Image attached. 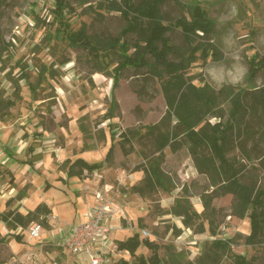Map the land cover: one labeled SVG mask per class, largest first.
Returning <instances> with one entry per match:
<instances>
[{
	"label": "rangeland",
	"instance_id": "1",
	"mask_svg": "<svg viewBox=\"0 0 264 264\" xmlns=\"http://www.w3.org/2000/svg\"><path fill=\"white\" fill-rule=\"evenodd\" d=\"M108 1L66 0L64 19L69 24V33L75 35L84 29V33L93 38L106 40L118 36L127 22L121 12L102 8ZM139 1L133 0L135 4ZM180 1L188 5L198 2L207 11L215 24L210 41L221 55L218 60L198 59L188 74L197 77L196 84L202 79L215 89L232 85L249 91L244 97L243 124L232 135L227 156L236 163L238 177L244 183L264 189V124L255 94L263 85L264 75L258 73L252 84L248 78L249 57L264 56V0ZM53 9L54 0H0V100L13 102L8 109L0 111V150L10 141V151L23 145L19 154H13L23 160L32 158L27 152L29 145L36 146L35 168L24 172L25 168L20 165L11 172L0 164V216L8 209L5 202L24 186L28 197L40 192V183L46 177L47 181H54L60 174L59 165L66 158L73 161L81 156L89 162L102 160L111 144L110 132H115L113 163L103 170L86 174L87 182L81 180V186H78L82 187L80 194L90 192L95 195L107 190L118 224L147 231L148 238L152 237L160 246L161 257H165V247L169 246L173 251H183L189 259L199 254L205 240L214 238L209 234L208 220L202 218L206 231L196 234L170 214V208L176 198L186 196L193 208L201 213V197L209 194L217 237H234L233 253L248 259L255 257L253 264H264V241L254 247L244 244L249 221L247 217L240 219L234 214V195L217 194L209 186L208 177L198 173L186 145L181 144L175 151L164 150L161 168L175 181V189L170 193L159 190L145 196L131 190L133 185L141 184L144 176L137 168L156 154L152 141L146 136L132 138L130 144H125L126 152H123L118 134L152 125L161 119L166 105L160 79L148 67H131L122 71L113 88L110 72L121 61L118 51H111L107 64L102 66L101 57L84 47L69 44L65 32L60 30L62 26L54 19ZM182 14L188 15L173 0H167L160 9L161 23L171 25ZM137 25L139 28L134 33L123 38L129 53L134 52L133 45L139 41L142 31V23ZM164 37L170 45L187 50L179 28L171 27ZM146 58L153 62L150 55ZM168 59L175 60V55L169 54ZM100 69L104 72H98ZM42 71L43 79L39 76ZM112 100L118 107L114 109L112 119H104ZM223 106L225 110L229 107L228 103ZM222 116H209L207 120L212 125L225 122L227 114ZM1 134L7 135L9 142ZM84 142L90 146L89 150L84 149ZM21 203L14 202L10 208L19 210ZM126 207L131 208L129 215ZM64 210H60L63 218L70 221ZM176 228L182 229V233L176 235ZM11 236L0 219V264H67L66 260L68 264H77L73 258L67 259L57 252L56 247H40V244L28 242L16 244L10 240ZM31 246L32 256H25ZM144 251L143 248L139 254ZM129 261L134 264L136 259ZM230 261L229 257L224 258L222 264H230Z\"/></svg>",
	"mask_w": 264,
	"mask_h": 264
},
{
	"label": "trees",
	"instance_id": "2",
	"mask_svg": "<svg viewBox=\"0 0 264 264\" xmlns=\"http://www.w3.org/2000/svg\"><path fill=\"white\" fill-rule=\"evenodd\" d=\"M167 0H141L134 3L133 0H110L102 5V8L112 11H119L127 22V26L115 38L103 40L98 37H89L81 29L75 35L69 33L66 19H64V9L66 0H54V19L58 20L65 32L69 44L81 46L88 49L95 56L102 58V66L107 64V58L111 51H118L121 58L120 63L110 72L113 80L112 87L118 84L119 77L126 68L148 67L150 72L160 79V87L164 96L166 110L161 119L152 124L136 128L135 130L121 131L118 134L119 142L123 152H126L125 144H130L132 138L138 139L149 137L156 154L151 160L140 165L137 171L144 173L140 185H134L132 191L140 196L148 193L163 191L170 193L175 189V181L165 173L161 164L164 160V150H178L182 145H186L191 155L194 166L198 173L205 174L209 179V186L213 187L217 194H233L236 199L234 214L243 219L248 218L249 233L244 237L246 246H258L264 241V189H256L253 184L244 183L239 177V170L236 163L227 156L228 145L232 135L239 131L245 116L244 97L247 89L236 88L232 85L215 89L207 82L199 79L200 84H196L197 77L188 74L189 69L198 59L203 61L211 58L218 60L221 58L218 47L211 42V36L215 32V24L209 18L203 6L195 2L185 4L180 0H173L188 15L182 14L171 25L161 23L160 9ZM142 23V31L139 41L135 42L134 52L129 53V46L124 41V36L134 33ZM179 28L187 45V50L170 45L164 34L171 28ZM137 33V32H136ZM142 43V44H141ZM128 48V49H127ZM175 55V60H169V54ZM150 55L153 62L146 56ZM2 59L0 57V63ZM65 63V62H64ZM1 68V65H0ZM98 72H104L102 69ZM263 72L264 56L253 55L248 59V78L252 81ZM44 78V72L39 75ZM264 78V77H263ZM256 100L261 106L264 124V82L262 87L256 89ZM228 103V109H224V104ZM13 102L0 100V111L8 109ZM117 102L112 100L107 115L104 119H112L113 111L117 108ZM223 113L227 114L225 122L219 121L210 124L207 120L209 116L222 118ZM36 136V134H34ZM115 132H110L111 145L108 148L104 159L100 162L89 163L82 158L73 161L67 159L63 166H66L68 176L81 174L85 169L92 173L95 170H102L113 163L114 137ZM264 143V130L262 134ZM132 149V147H129ZM27 152L31 159L15 160L24 165L34 166V155L36 146L30 144ZM77 169V171H76ZM25 192L19 191L17 198L20 200ZM185 195V193H184ZM12 199H10L11 202ZM203 211L198 213L192 206L188 197L176 198L170 208V214L178 217L185 228L191 229L196 234L206 231L202 218L208 220V231L211 240H205L201 250L194 259H189L183 251L171 250L166 246V255H159L160 246L149 239L140 240V233L136 232L123 242H118L119 250H128L131 256L135 257V252L140 244H144L151 251L149 257L142 255L135 257L134 264H222L224 258H230V264H253L255 257L250 259L245 255L232 252L235 238L217 237L212 213L214 209L211 205L212 197L204 194L201 197ZM48 214L44 205H39L34 211H29L25 216L18 212L7 211L2 214L1 219L8 227L14 224L26 226L30 222L45 223V219L40 220V214ZM182 233V229L176 228V235ZM17 242L22 241L21 235L13 236ZM115 264H131L128 261L120 260Z\"/></svg>",
	"mask_w": 264,
	"mask_h": 264
},
{
	"label": "crops",
	"instance_id": "3",
	"mask_svg": "<svg viewBox=\"0 0 264 264\" xmlns=\"http://www.w3.org/2000/svg\"><path fill=\"white\" fill-rule=\"evenodd\" d=\"M1 136H2V138L6 139V142L8 141L7 135L5 137L4 134H1ZM10 144H12L11 141H10V143H7V146L4 147L3 150L2 149L0 150V164L4 165L5 168L10 169L11 172L16 171L18 169V167L21 165L25 168L24 172H27L26 170L28 168H32V166L30 167L29 165L21 164L20 162L15 161L12 158L13 154H15V155L19 154L24 149L23 145L14 149V151H10L8 149ZM83 146H84L85 150H89L88 148L90 146L87 145L86 142H84ZM77 158L84 159L81 156H79ZM67 159H69V158H66L65 160H63L62 163L59 165L60 174L59 175L57 174L54 177L55 178L54 181H52V182L47 181V177H46L45 180H43L40 183V186H41V189H39L40 192L32 193V195L27 197V193L25 190L26 186H24L23 187L24 189L19 190V191L23 190L25 192V195L23 198H21L20 200L17 198V195L19 192L18 191L16 196L9 198L5 202V206L8 207V209L6 211H3L1 213V216L3 213H5L7 211L18 212L21 215L25 216L29 211L30 212L34 211L39 205H44L46 207V210H49L48 214H44V212H42V214H40V217H39L40 220L45 219V221H46L45 223H42V225L44 227V231H42V236H41L42 239L41 240H33V239L29 240L28 239L27 230H28V227L34 221L30 222L26 226H23L21 224H14V226L8 227L6 225V223L3 222L2 219L0 218L1 222L5 225V227L7 229H9V232L12 235L10 237V240H12L14 243L22 245V242H28L32 245L40 244L39 245L40 247H44L47 245L53 246L52 243L55 240L54 234L56 233V223L52 218L50 219L49 216L51 217V216L55 215L58 219L64 221L65 219L63 218V216L60 212V210L65 211L64 208L66 209V213L68 212V217L71 218L70 221L65 220L64 222H66V223H78V222L84 220V218H85L84 214H85L89 204H91V202L93 201L94 194H90V192H88V193L86 192L85 194H80V191H82L81 190L82 187H78V186H81V182H80L81 180H83L84 182H87V179H86L87 175L86 174H91V173L88 172L87 170L83 169L81 174H72V175L68 176L67 168H66V166H63V163ZM103 159H104V157H103ZM69 160L72 161L71 159H69ZM84 160H86V159H84ZM102 160L94 161V162H89L87 160L86 161L89 163H95V162H100ZM76 171H77V169H76ZM95 171H98V170H95ZM143 175H144V173H143ZM132 187H131V190H132ZM136 194H138V193H136ZM10 199H12V201L8 202V201H10ZM14 202H19V203L22 202L20 204L19 210L10 208L11 204ZM25 208H27V210ZM22 210H25V212L22 213ZM126 212L129 215L131 212V208L126 207ZM115 216H116V214L114 212L113 217L115 218ZM48 218L50 220H48ZM114 218H113L112 222L114 224L115 229L110 233V240L116 246L117 250H116L115 255L112 256L110 264L118 263L120 260L128 261L130 263V261H129L130 258H135V257L140 256V255H142L144 257H149L151 255L152 251L147 246H145L144 244L139 245V247L137 248V250L135 252V257L131 256L128 250H119L118 249V242H123V241L127 240L129 237L133 236V234L136 232L140 233V240L149 239L150 241H153V242H155V241L152 239V237H150V238L144 237L142 235L141 229L138 228L135 230L131 225L123 226L121 224H118L117 223L118 221L115 220ZM15 235H21L22 241L17 242L13 237ZM29 248H30L29 252H26L25 256L31 257L33 254V253H31V251L33 250V247L31 246ZM141 248L142 249L144 248V250H146V251H144V253L139 254V252L142 250ZM57 252H59L62 255H65L67 257V259L73 258L74 261L77 262V264H88L87 260L83 257H75L71 254L62 252L58 248H57ZM137 254H139V255H137ZM66 263L68 264V260H66Z\"/></svg>",
	"mask_w": 264,
	"mask_h": 264
},
{
	"label": "built area",
	"instance_id": "4",
	"mask_svg": "<svg viewBox=\"0 0 264 264\" xmlns=\"http://www.w3.org/2000/svg\"><path fill=\"white\" fill-rule=\"evenodd\" d=\"M107 193L105 190L94 195L83 221L66 223L53 215L56 233L52 245L62 252L85 258L88 264H110L117 248L110 240V233L114 229L112 222L114 217ZM42 231H44L42 223L33 222L27 230L28 239L41 240ZM142 235L148 237L149 233L142 230Z\"/></svg>",
	"mask_w": 264,
	"mask_h": 264
}]
</instances>
